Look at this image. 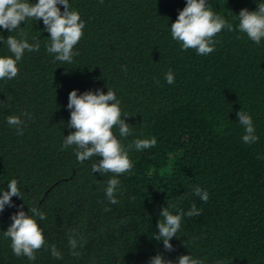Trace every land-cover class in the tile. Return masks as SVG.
Returning a JSON list of instances; mask_svg holds the SVG:
<instances>
[{"label": "trees", "instance_id": "trees-1", "mask_svg": "<svg viewBox=\"0 0 264 264\" xmlns=\"http://www.w3.org/2000/svg\"><path fill=\"white\" fill-rule=\"evenodd\" d=\"M262 2L207 0L235 29L218 33L208 55L182 50L171 36L186 0H69L85 23L72 63L47 52L50 34L42 19L22 23L28 42L39 41L40 49L25 51L16 78L0 80V195L16 179L24 197H13L15 206L0 213V264H149L158 254L173 264L181 255L203 264H264V38L259 45L248 39L237 17L245 8L258 11ZM19 33L0 26L5 39H19ZM10 55L0 41V56ZM169 70L173 84L165 80ZM108 87L120 101L122 118L129 116L132 135L121 138L113 129L122 145L157 140L152 148L129 150L133 169L116 177L115 205L105 195L113 174L92 172L100 158L81 163L75 146L62 150L75 131L68 127L69 93H107ZM240 110L252 116L259 137L251 145L242 140ZM10 115L25 121L23 135L8 126ZM197 185L208 191L206 203L192 192ZM193 203L201 214L182 218L171 240L174 250L167 251L154 238L160 212L169 205L173 214L187 213ZM20 205L47 217L36 218L46 243L35 261L15 256L11 240L3 237ZM70 231L78 234L79 256L71 254ZM53 244L62 259L52 257Z\"/></svg>", "mask_w": 264, "mask_h": 264}, {"label": "clouds", "instance_id": "clouds-1", "mask_svg": "<svg viewBox=\"0 0 264 264\" xmlns=\"http://www.w3.org/2000/svg\"><path fill=\"white\" fill-rule=\"evenodd\" d=\"M59 5H63V12ZM237 17L239 31L259 45L264 38V2L258 4V11H249L245 8L239 12ZM30 19L35 21L42 19L45 31L50 34L46 50L54 56L55 61L62 64L72 63L73 57L79 54L73 49L84 34L85 23L81 20L79 12L71 8L69 0H38L35 4L30 3L29 0H0V26L11 33L20 29L19 39L12 35H9L7 39L0 36V41H4L12 54L0 56V80L16 78L19 73L17 64L23 58L25 51L34 52L40 49L39 41L34 44L29 43L26 38L27 34L20 27L22 23ZM170 29L173 40L181 44L182 50L194 49L198 55H208L214 51L215 45L219 43L214 37L223 29L230 32L235 30L223 16L213 12L207 0H186V6L179 10L178 17L171 24ZM165 80L168 84L175 82L171 70L165 74ZM78 92L79 90H73L69 93L67 108L70 110V121L68 127L75 131L65 137L62 150L75 146L74 154L81 163L93 157L100 158L92 164V172H98L101 176L108 173L113 174V178L107 181L105 195L108 202L115 205L119 202L116 193L120 190V180L116 177L131 172L133 169L129 150L134 148L141 151L152 148L157 144V140L155 137L135 139L127 147L123 146L114 135V127L118 128L121 138L132 135V129L130 124L126 123V118L129 116L125 114L122 118L120 101L116 93L109 87L107 93L102 89L88 90L82 94ZM4 103L5 101L0 100V104ZM23 116L31 119L28 112H24ZM237 116L245 132L242 137L243 142L248 145L256 143L259 137L255 134L252 116L243 110H240ZM24 123L25 121L20 116L7 117L8 126L15 128L17 135L24 134ZM257 159L260 157L258 156ZM154 171L150 169L148 175H152ZM192 192L205 203L209 200L208 191L202 190L198 185L192 189ZM2 193L0 213H3L6 206H15L12 201L13 197L24 199L16 179H12L7 184V190H3ZM171 208H176V205L172 204ZM19 209L10 217L12 223L6 231H3V237L11 240V249L15 256L27 257L28 260L35 261L36 252L46 243L44 230L36 218L43 221L47 217L36 207H30V213L23 210V205H20ZM104 210L111 211L108 207ZM201 212L202 209H198L193 203L187 213L181 209L178 214H173L168 205L160 212L161 219L157 224L158 234L154 238L162 241L167 251H173L171 240L177 236L182 218L185 215L193 217ZM77 235L75 232H69V247L73 256L80 255L78 251H75L80 246ZM185 246L188 247L187 244ZM50 252L54 259L63 258L55 244L51 246ZM149 264H173V261L165 260L163 255L158 254L150 259ZM178 264H203V261L193 258L192 255H181L178 258Z\"/></svg>", "mask_w": 264, "mask_h": 264}]
</instances>
